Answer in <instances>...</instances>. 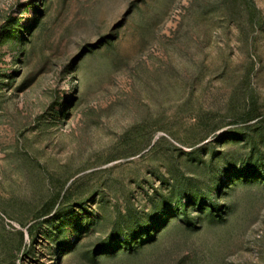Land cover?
<instances>
[{"label":"rangeland","instance_id":"rangeland-1","mask_svg":"<svg viewBox=\"0 0 264 264\" xmlns=\"http://www.w3.org/2000/svg\"><path fill=\"white\" fill-rule=\"evenodd\" d=\"M0 264H264V0H0Z\"/></svg>","mask_w":264,"mask_h":264}]
</instances>
